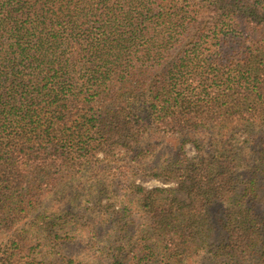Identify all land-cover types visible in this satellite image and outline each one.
Masks as SVG:
<instances>
[{
    "label": "trees",
    "instance_id": "16d2710c",
    "mask_svg": "<svg viewBox=\"0 0 264 264\" xmlns=\"http://www.w3.org/2000/svg\"><path fill=\"white\" fill-rule=\"evenodd\" d=\"M0 264H264V0H0Z\"/></svg>",
    "mask_w": 264,
    "mask_h": 264
},
{
    "label": "rangeland",
    "instance_id": "374dc122",
    "mask_svg": "<svg viewBox=\"0 0 264 264\" xmlns=\"http://www.w3.org/2000/svg\"><path fill=\"white\" fill-rule=\"evenodd\" d=\"M185 153L188 157H193L195 155V150L194 148L188 144L186 147H185ZM136 183L138 184H141L143 185L145 188H151V187H155V186H160V187H175V183L171 182L169 184H163L161 182H158L154 179H136ZM98 220H100L98 218ZM101 221V220H100ZM105 228H107L105 225H104ZM106 229H102V232H105ZM96 238H101L99 236H96ZM78 249H80V245H68L67 246V252L68 254H71L72 252H75L77 251ZM79 257L83 258L84 260L86 259H89L91 257H94L93 255H91L90 253L89 254H86L85 251H83V253H79Z\"/></svg>",
    "mask_w": 264,
    "mask_h": 264
}]
</instances>
